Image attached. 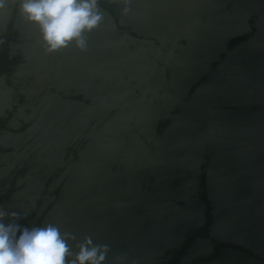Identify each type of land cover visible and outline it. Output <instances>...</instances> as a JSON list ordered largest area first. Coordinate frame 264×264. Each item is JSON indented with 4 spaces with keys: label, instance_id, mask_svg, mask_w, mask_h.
<instances>
[{
    "label": "water",
    "instance_id": "obj_1",
    "mask_svg": "<svg viewBox=\"0 0 264 264\" xmlns=\"http://www.w3.org/2000/svg\"><path fill=\"white\" fill-rule=\"evenodd\" d=\"M99 7L51 54L0 11V206L104 264H264V0Z\"/></svg>",
    "mask_w": 264,
    "mask_h": 264
},
{
    "label": "clouds",
    "instance_id": "obj_2",
    "mask_svg": "<svg viewBox=\"0 0 264 264\" xmlns=\"http://www.w3.org/2000/svg\"><path fill=\"white\" fill-rule=\"evenodd\" d=\"M9 6L36 27L39 43L48 54L68 47L87 50V35L104 19L99 0H0V11ZM17 221L18 213L0 206V264H104L110 251L109 245L96 244L86 236L73 252L69 240L76 241L75 234L61 232L50 223L28 227Z\"/></svg>",
    "mask_w": 264,
    "mask_h": 264
}]
</instances>
